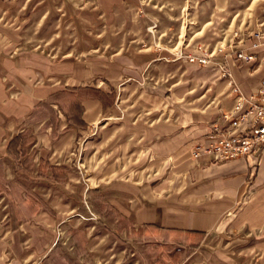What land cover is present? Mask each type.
Wrapping results in <instances>:
<instances>
[{
  "label": "crops",
  "instance_id": "crops-1",
  "mask_svg": "<svg viewBox=\"0 0 264 264\" xmlns=\"http://www.w3.org/2000/svg\"><path fill=\"white\" fill-rule=\"evenodd\" d=\"M124 5L0 0V264H34L55 250L59 231L80 238L81 255L95 264L116 241L127 243L122 256L130 251L125 235L136 232L169 257L166 244L193 245L177 256L185 264H264V144L255 155L223 162L202 151L219 131H247L239 115L264 78V34L256 48L242 46L249 59L215 58L193 85L179 67L165 72L168 60H179L174 53L119 41L108 21ZM85 85L111 91L110 103L80 100L82 125L72 127L63 110L76 96L65 95L60 110L50 104L56 121L45 123L39 102ZM19 132L32 139L30 177L42 156L67 167L63 182L16 178L6 143ZM78 186L98 199L96 220L73 212L69 192Z\"/></svg>",
  "mask_w": 264,
  "mask_h": 264
},
{
  "label": "rangeland",
  "instance_id": "rangeland-1",
  "mask_svg": "<svg viewBox=\"0 0 264 264\" xmlns=\"http://www.w3.org/2000/svg\"><path fill=\"white\" fill-rule=\"evenodd\" d=\"M124 1H126L124 8L119 9L117 16L108 21L119 33V41L128 42L131 40L140 48L151 46L157 49L164 48L168 53L169 51L174 53L173 55L179 60H168L164 65V70L170 73L169 71L179 67L189 84L197 83L196 75H206V70H210L209 61L222 57L232 58L235 56L238 58L239 51L246 54L245 48L243 49L242 46L248 44L250 47L253 42H262L260 34H264V0ZM255 34H258L260 38L257 39ZM133 39L134 41H132ZM198 58H203L206 62L201 63L197 60ZM180 61L185 62L181 64ZM158 73L155 72L156 75ZM187 81L185 82L187 83ZM199 84L203 85L202 81H199ZM110 100L111 97L105 99L104 102L99 101L108 105ZM115 102L117 103V101ZM119 107L121 108L122 105ZM47 180L49 183H60L65 178L54 180L48 176ZM87 193L89 190L86 188L85 191L81 186L72 189L71 193L69 192L71 200L77 206L73 212H82L86 216L88 215L91 220H96L98 203L96 204L94 201H98V199L89 197ZM91 202L96 204L95 209L90 205ZM42 207L46 210V204ZM58 234H60L57 240L59 247L71 261H64L57 250L50 249L46 250L44 256L38 258L34 264H95L91 262L90 258L87 259L81 255L79 243H77L80 238H76L77 241L74 242L70 237H67L66 231H59ZM73 235H79V233L72 232L70 236ZM125 239L132 244L126 260L121 258L123 256L120 250L123 245H127L122 240L116 241V247L106 251L102 260H98V264H111L113 261H118L119 264H176L179 262H175L174 259L167 256L163 246L152 244L146 239L138 237V232L134 237L126 234ZM112 251L113 256L109 257Z\"/></svg>",
  "mask_w": 264,
  "mask_h": 264
},
{
  "label": "trees",
  "instance_id": "trees-1",
  "mask_svg": "<svg viewBox=\"0 0 264 264\" xmlns=\"http://www.w3.org/2000/svg\"><path fill=\"white\" fill-rule=\"evenodd\" d=\"M75 95L76 99L70 100L68 103V108L63 110V114L65 117V121L68 125L72 127L82 125L81 121V111L82 106L80 105V100L94 98L104 102L105 99L110 98L112 92L105 93L99 88H94L89 85L85 86H76V87H65L63 90L58 91L56 93L51 94L48 97L47 101H42L38 103V107L44 109L48 117L45 120L46 124L52 125L53 122L56 121L57 112L56 109L52 108L50 104H56L57 108L60 110L61 106L59 105V100L65 95ZM54 119V121H53ZM32 139L30 136H26L23 133L19 132L17 134L12 135L6 143V151L13 158V171L16 178L25 180L29 183H38L40 179L47 180L44 170L47 168L49 170V177L63 179L65 178V172L67 171V167L64 165H49L42 156H39V163L36 168L35 177L31 178V167H30V155L32 154V150L27 152V146L31 143ZM41 167L44 170H41ZM15 216L14 209L8 203V215L6 218H11ZM54 249L57 250L60 256L66 262H70L71 259L61 251L59 244L56 242L54 245ZM181 249L185 250V254H189L193 249V245L185 244L183 241H174V245H165V251L170 252V257H173L175 262H178V257ZM129 248L126 247L124 249L122 260H126L129 256Z\"/></svg>",
  "mask_w": 264,
  "mask_h": 264
},
{
  "label": "built area",
  "instance_id": "built-area-1",
  "mask_svg": "<svg viewBox=\"0 0 264 264\" xmlns=\"http://www.w3.org/2000/svg\"><path fill=\"white\" fill-rule=\"evenodd\" d=\"M260 36H262L260 34ZM258 34H255L257 39L260 38ZM259 42H253L250 44L251 48L259 46ZM237 57L249 59V54H244L241 51L237 53ZM198 61L205 63V59L198 58ZM223 77H229V74L225 70H221ZM232 92H237L232 86ZM255 97V102L253 100ZM241 98H239L240 100ZM246 101L248 106L246 110L239 115L240 121L247 120L249 123L248 129L245 132H233L229 130L219 131V138L213 143L204 147L202 151L208 153L213 162H223L236 157H245L247 155H255L259 152V147L264 144V78L260 81V87L254 95L247 97ZM239 108V102L234 106V110ZM216 130V127H213ZM199 151H194L193 156H196ZM185 259L179 261L176 264H185ZM194 264V263H190Z\"/></svg>",
  "mask_w": 264,
  "mask_h": 264
},
{
  "label": "bare ground",
  "instance_id": "bare-ground-1",
  "mask_svg": "<svg viewBox=\"0 0 264 264\" xmlns=\"http://www.w3.org/2000/svg\"><path fill=\"white\" fill-rule=\"evenodd\" d=\"M250 55V54H249ZM238 58H240V57H238Z\"/></svg>",
  "mask_w": 264,
  "mask_h": 264
}]
</instances>
